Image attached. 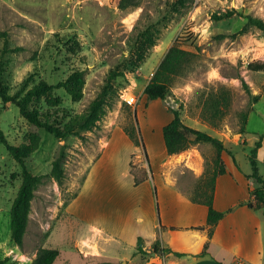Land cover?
I'll list each match as a JSON object with an SVG mask.
<instances>
[{
  "label": "rangeland",
  "instance_id": "rangeland-1",
  "mask_svg": "<svg viewBox=\"0 0 264 264\" xmlns=\"http://www.w3.org/2000/svg\"><path fill=\"white\" fill-rule=\"evenodd\" d=\"M118 3L0 0V80L9 93H17L23 86L28 90L41 82L55 84L74 71H82L85 77L79 99L56 89L33 100L31 110L66 119L79 115L100 93L109 72L116 73L97 126L65 142L61 185L52 174L58 139L28 122L12 103L1 111L0 128L7 141L26 147L30 170L39 179L22 245L18 246L10 237V213L22 181L21 168L0 143V260L5 264H31L41 247L59 251L53 264H164L151 254L152 249L138 250L139 258H133L134 246L100 241L84 223L66 212L110 130L128 126L134 117L154 164L162 154L152 136L171 120L173 111H178L187 126L222 140L238 170L245 175L251 173L249 152L264 135V71H251L247 65L264 62V35L254 27L244 34L238 32L246 23L245 15L264 20V0H140L138 6L127 10ZM136 27L142 30L137 31L139 35L147 33L156 38L155 44L147 46L137 41L132 36ZM176 40L194 54L193 62L174 79L166 99L149 100L143 89ZM243 80L259 100L248 115L245 133H239L240 113L250 105ZM222 86L232 92L231 106L221 120L209 122L203 118L201 95ZM130 96L135 97L132 105L125 101ZM140 152L144 155L141 148H135L133 153L137 155L133 159L130 156V161L146 168L149 156L144 160ZM202 154L205 167L211 168L214 148L206 144ZM257 165L264 180V137ZM183 177L188 179L182 175L180 182ZM203 177L192 181L191 186L180 183V188L189 196L196 194ZM244 193L242 189L232 191L240 196ZM196 195L203 198L200 193Z\"/></svg>",
  "mask_w": 264,
  "mask_h": 264
},
{
  "label": "crops",
  "instance_id": "crops-1",
  "mask_svg": "<svg viewBox=\"0 0 264 264\" xmlns=\"http://www.w3.org/2000/svg\"><path fill=\"white\" fill-rule=\"evenodd\" d=\"M163 125L156 136L152 134L161 148L159 162H152L144 141L150 160L146 164L147 171L151 169L150 182L134 186L128 170L135 148L121 128H112L66 212L84 223L100 241L134 246L133 258H139L136 252L140 248L144 252L152 249L151 254L164 264H264V215L261 209L247 206L252 196L246 175L223 152L226 172L216 178L213 207L230 211L213 226L207 225V207L191 202L189 194L180 188V183L191 186L192 181L203 176L202 150L206 144L198 143L168 155ZM182 175L188 179L183 177L180 182ZM239 189L244 190V196L232 194ZM156 242L157 250L153 251Z\"/></svg>",
  "mask_w": 264,
  "mask_h": 264
},
{
  "label": "trees",
  "instance_id": "trees-1",
  "mask_svg": "<svg viewBox=\"0 0 264 264\" xmlns=\"http://www.w3.org/2000/svg\"><path fill=\"white\" fill-rule=\"evenodd\" d=\"M139 1L140 0H119L118 6L123 10H127L138 6ZM243 17L246 19V23L238 34H244L249 28L254 27L264 35V20L262 18L252 15H245ZM137 31L140 32L142 30L136 27L132 33V36L135 37L137 41L147 46L155 44L156 38H153L147 33L139 35ZM138 37L142 38L139 39ZM193 58L194 54L184 49L181 45V41L176 40L152 74L151 79L145 85L143 94L149 100L166 99V97L169 96L174 79L187 70L193 62ZM247 68L254 72L264 71V62H251L247 65ZM115 77L116 73L114 71L109 72L104 87L96 98L90 102L84 112L79 115L70 116L68 119H66L67 116L52 117L48 112L37 113L29 108V104L36 98L56 89H63L71 98L79 99L82 96V89L85 84V77L82 71H74L65 79L55 84L41 82L28 90L23 86L21 90L15 94L9 93L7 85L0 80V100L3 103V106H0V114L7 103H12L19 108L20 114L28 122L45 130L58 139L60 146L58 155L52 162V174L59 185H61L63 181L62 163L65 159L66 140L71 136L78 135L80 131L92 130L93 127L97 126L96 123L100 118L103 106L106 104L108 94L110 90H112ZM242 86L250 97V105L245 111L240 113L242 124L239 128V133H245L248 115L252 110V106L259 100V95H252L244 80L242 81ZM201 96L200 104L203 109V118L209 122L221 120L227 114L233 98L232 92L224 86L215 91L203 93ZM122 130L136 149L141 148L143 150L144 156L148 161L147 150L142 139L141 131L136 124V118L134 117L133 121L131 120L128 126L122 127ZM161 132L165 151L168 155L180 153L198 143L210 144L214 148L215 155L212 161L213 165L211 168L205 167L203 180L195 191L196 194L200 193L203 198H197V195L194 193L189 196L191 202L200 203L207 207L206 223L209 226H213L230 211L221 212L214 209L213 197L216 178L226 172L222 154L223 152H227L228 156L236 165L232 154L226 151L223 141L219 138L207 132L187 126L183 122L178 111H173L171 120L162 126ZM263 137L264 135L259 136L249 152L248 158L251 165V173L246 175V178L249 182V193L252 196V200L247 203V206L255 210L261 209L264 215V180L259 174L257 165L258 150L262 147ZM0 143L6 148L9 155L17 161L21 168L22 181L12 202L10 213V237L18 246H21L30 209V201L34 196V188L39 182V179L33 175L30 170L26 159V147L23 145L15 146L10 144L1 128ZM136 155L137 154L133 153L131 158L133 159ZM149 170L151 172L150 167ZM128 172L133 177L134 186H138L152 179V174L148 172L144 166L134 165L132 160L129 163ZM153 193L155 197V187ZM76 196L77 194H75L72 199ZM210 234L211 229H209V235ZM157 245L158 242L154 244L153 251L157 250ZM206 248L207 245H205L202 254L205 253ZM138 250L140 251L141 249L139 248ZM58 255L59 251L57 249L41 247L37 250L31 264H53ZM175 255L181 256L180 253H175ZM0 264L5 263L0 260Z\"/></svg>",
  "mask_w": 264,
  "mask_h": 264
},
{
  "label": "built area",
  "instance_id": "built-area-1",
  "mask_svg": "<svg viewBox=\"0 0 264 264\" xmlns=\"http://www.w3.org/2000/svg\"><path fill=\"white\" fill-rule=\"evenodd\" d=\"M125 101H126L129 105H132V104L135 103V97H134V96H130V97L126 98Z\"/></svg>",
  "mask_w": 264,
  "mask_h": 264
},
{
  "label": "bare ground",
  "instance_id": "bare-ground-1",
  "mask_svg": "<svg viewBox=\"0 0 264 264\" xmlns=\"http://www.w3.org/2000/svg\"><path fill=\"white\" fill-rule=\"evenodd\" d=\"M136 17V13L132 16V18Z\"/></svg>",
  "mask_w": 264,
  "mask_h": 264
}]
</instances>
